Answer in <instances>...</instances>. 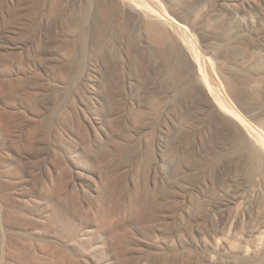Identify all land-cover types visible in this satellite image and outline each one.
<instances>
[{"label":"rangeland","instance_id":"rangeland-1","mask_svg":"<svg viewBox=\"0 0 264 264\" xmlns=\"http://www.w3.org/2000/svg\"><path fill=\"white\" fill-rule=\"evenodd\" d=\"M195 1L0 0V264L207 256L208 208L227 191L213 182L241 118L264 139V0ZM142 5L186 21L163 53L133 33L127 12ZM58 184L51 212L88 240L63 245L45 219Z\"/></svg>","mask_w":264,"mask_h":264},{"label":"bare ground","instance_id":"bare-ground-1","mask_svg":"<svg viewBox=\"0 0 264 264\" xmlns=\"http://www.w3.org/2000/svg\"><path fill=\"white\" fill-rule=\"evenodd\" d=\"M114 1H120L124 7L133 9L132 2L129 6H126L128 0ZM225 1L219 0V4L224 6L227 4ZM237 1L235 0V2ZM255 2L252 3L255 5ZM241 5L242 7L246 6V4L242 3ZM234 6L237 5L234 4ZM247 7L251 9L252 5L248 3ZM127 14L130 19L129 21L132 22L130 25L134 28L133 33L138 32V28L145 27L143 31L146 33L143 35L140 34L143 47L146 49L158 48L162 53L167 44L169 32L180 36L188 29L185 19L182 18L183 16L178 17L180 22L172 16L153 10L148 6L142 5L141 12L139 13L127 12ZM189 55L190 64L193 67L195 76L197 78L203 76L204 64L201 65L200 57H198L194 49L192 50L190 48ZM207 61H210V58H207ZM253 88L256 92L261 91L259 84L257 86L254 85ZM208 97L211 105H214L219 110H223V113L225 112L226 108L224 107L227 105L224 106V103L220 105L222 99L219 98V94L211 90L208 93ZM230 112L232 113L233 111L228 110L225 113ZM233 115L236 117L240 116L236 112H233ZM239 124H241V129L237 134H233L235 146L237 147V151H239L234 156H229L225 162L218 166L219 174L216 175L213 182V185L215 184L220 189L225 188L227 191L220 195L210 208H208L209 214L215 215L216 218L211 221V229L209 231L210 240L207 243L209 253L204 259L197 260L195 264H264V209L260 210L259 207V198L264 191V139L260 136L258 129L246 124V121L242 118ZM55 188L56 193H54V197H51L50 201H48L49 205L47 204L44 208L46 220H60V225L54 231V235L60 237L63 245L67 242L77 244L79 243V239L81 241L88 240V234L79 233L81 230L75 226H66L62 213L58 211L60 214L57 215V213L51 212L50 207L52 202L57 201L54 199H59L60 192L64 189L61 184L57 185V190ZM242 198L243 202L235 207ZM61 199L60 196L59 200ZM181 225L183 226V224ZM76 236L79 239H76ZM86 236L87 239H84ZM58 251L63 253L60 256L63 262L65 259L75 261L72 255L66 250L58 249ZM11 264L19 263L13 261Z\"/></svg>","mask_w":264,"mask_h":264}]
</instances>
